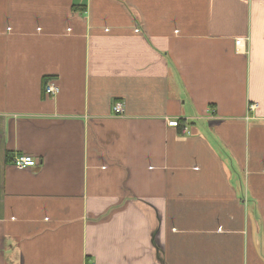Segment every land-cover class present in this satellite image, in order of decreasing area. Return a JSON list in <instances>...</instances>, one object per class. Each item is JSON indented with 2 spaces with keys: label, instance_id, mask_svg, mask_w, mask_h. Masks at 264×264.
<instances>
[{
  "label": "crops",
  "instance_id": "obj_1",
  "mask_svg": "<svg viewBox=\"0 0 264 264\" xmlns=\"http://www.w3.org/2000/svg\"><path fill=\"white\" fill-rule=\"evenodd\" d=\"M0 264H264V0H0Z\"/></svg>",
  "mask_w": 264,
  "mask_h": 264
},
{
  "label": "built area",
  "instance_id": "obj_2",
  "mask_svg": "<svg viewBox=\"0 0 264 264\" xmlns=\"http://www.w3.org/2000/svg\"><path fill=\"white\" fill-rule=\"evenodd\" d=\"M242 42V39H237L236 41V44L237 45H240ZM46 92L48 94H57L59 92V88L52 84V83H49L46 87ZM114 112L117 114V115H122L123 114V108H122V105L121 104H116L114 105ZM169 125L170 126H178V121L177 120H172L169 122ZM37 159L34 158L32 155H21L19 157H16L15 161H14V164L16 167L18 168H27V167H34L35 165H37Z\"/></svg>",
  "mask_w": 264,
  "mask_h": 264
}]
</instances>
